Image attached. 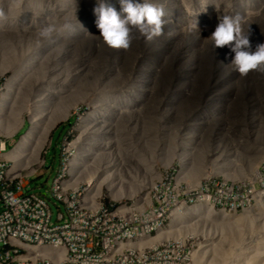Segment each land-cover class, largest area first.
Wrapping results in <instances>:
<instances>
[{
  "label": "bare ground",
  "instance_id": "6f19581e",
  "mask_svg": "<svg viewBox=\"0 0 264 264\" xmlns=\"http://www.w3.org/2000/svg\"><path fill=\"white\" fill-rule=\"evenodd\" d=\"M38 1L0 0V73L11 71L0 97V135L7 137L17 133L29 120L20 140L7 154L14 167L15 164H42L41 153L50 140L51 131L82 101H87L94 108L79 118L77 129L81 134L72 144L75 154L69 161L68 171L74 186L86 180L96 197L106 188L113 199L136 196L133 205L140 208L144 197L138 193L145 185L152 187L155 177H161L155 161L160 144L172 156L169 161L163 160L164 165L170 164L174 158L180 161L179 176L185 172V158L192 144H200L209 153L223 154L220 145L212 148L213 137L217 135L213 127L219 128L220 122L210 124L215 125L207 130L210 137L199 135L200 130L207 126L205 124L202 128L200 121L211 122L221 113L219 100L208 96V101L199 108V118H196L178 112L173 96L166 99L153 97L151 102L148 101L152 105L149 119L143 107L147 93L153 90L151 85L156 79L162 54L158 53L150 63V52L147 51L145 65L139 69L134 66L137 68L135 76L129 81L131 73L123 74L119 70L121 50L109 46L100 36L97 17L92 10L95 0H54L59 10L68 8L58 24L53 21V0H49L45 8ZM77 1L82 8L85 7L86 18L78 16ZM177 3L183 6L186 0ZM164 12L168 13L166 9ZM163 20L166 25L171 21L167 14ZM49 25L55 28L51 36H41L42 29ZM157 36L151 39L156 42ZM96 49L107 51L110 61H98ZM185 50L190 55L193 47L188 44ZM75 61L79 64H74ZM5 108L7 118L2 119ZM172 108L177 110L178 123L170 120ZM256 108L249 115L251 124L244 128L243 134L230 135L228 139L236 153L255 154L263 161V118ZM146 169L155 173L149 182L143 177V172L148 171ZM207 202L194 206L181 204L173 211L170 228L160 229L149 241L159 242L171 237L180 239L189 232L196 233L195 222L188 228V223L183 226L179 222L195 216ZM201 255L197 250V264L201 262Z\"/></svg>",
  "mask_w": 264,
  "mask_h": 264
},
{
  "label": "rangeland",
  "instance_id": "374dc122",
  "mask_svg": "<svg viewBox=\"0 0 264 264\" xmlns=\"http://www.w3.org/2000/svg\"><path fill=\"white\" fill-rule=\"evenodd\" d=\"M48 1L39 0L38 3L45 8ZM177 1L180 2V0H153L157 6H162L163 10L168 11L164 14H167L171 21L167 25H162L160 37H155L156 42L133 28L130 46L127 49L117 48L122 52L120 59L122 65H119V70L123 74L131 73L128 75V80L132 81L135 76L134 70L137 69H134V66L139 69L140 66L145 65L147 51L150 52V63H153L156 55L161 53L156 79L151 85L153 90L149 89L143 107L146 117L149 119L151 117L149 112L152 105L148 101L151 102L153 97L166 99L173 96L174 103L179 108L178 112L182 111V115L190 114L199 118V108L208 101L210 95L214 96L220 102L221 113L208 122L209 124L200 121L202 128L205 124L207 126L206 129L200 130L199 135L210 137L208 128L215 126L210 124L220 122L219 128L213 127L217 135L213 137L212 148L220 145L223 154L209 153L210 151L203 149L200 144H192L186 154L185 172L179 176L180 161L174 158L170 164L164 165L163 160H170L172 156L166 149H162L160 144L159 152L155 153L157 155L155 161L156 170L161 177L154 178L155 184L152 187L150 184L143 186L138 193L144 197L141 204L145 209L149 206L160 207L166 201H177V208L181 204L194 206L207 200L203 209L201 208L195 216H188L179 222V225L183 226L188 223L187 228L190 224L191 226L197 224L196 233L189 232L181 239L199 243L197 247L200 246L198 250L202 253L200 263L264 264V254H262L264 253V160L262 161L261 157L255 154L253 156L245 152L236 153L228 139L230 135L243 134L244 128L251 124L249 115L255 107L259 109L263 118L261 135L264 137V64L247 74H241L230 63L234 55L230 51V46L216 49L214 42L207 38L218 23V16L220 18L225 15L239 16L242 19L244 34H251L253 47L257 43H264V0H186L183 6L178 5ZM112 2L116 3V0ZM52 8L53 21L56 24L61 23L62 15L68 8L63 7L59 10L54 0ZM76 9L78 16L86 18V9L82 8L78 1ZM188 44L193 47V51H190L191 56L185 50ZM83 46L87 45L83 44ZM107 54V51L95 50V58L101 63L110 61ZM10 74L11 71L0 73V97L6 77ZM93 108L94 106L87 101L79 102L68 118L60 121L51 131L50 140L41 153L43 163L32 164L31 168L35 169L36 173L31 179L30 189L46 194V197L50 198V187L60 170L62 153L66 152L67 157H73L75 148L72 144L81 134L77 129L79 118ZM3 111L5 113L2 119L7 118L6 114H8L6 108ZM176 112V109H171L172 123L180 121ZM28 126L27 119L17 133L9 136L10 149L20 140ZM147 159L149 160V157ZM145 171L147 172H143V177L149 182L155 173H151L149 169ZM205 174L207 176H204ZM76 186L81 189L89 187L86 180H81ZM100 195L106 201L117 205L124 201L131 204L137 199L136 196L127 195L113 199L106 188L102 189ZM51 205L53 221L56 222L57 207L60 206L64 210V206L54 200H51ZM169 224L166 229L170 228Z\"/></svg>",
  "mask_w": 264,
  "mask_h": 264
},
{
  "label": "built area",
  "instance_id": "2783aa9c",
  "mask_svg": "<svg viewBox=\"0 0 264 264\" xmlns=\"http://www.w3.org/2000/svg\"><path fill=\"white\" fill-rule=\"evenodd\" d=\"M9 139L0 135V264H197V241H149L167 227L177 201L144 209L96 197L73 185L66 152L47 198L30 189L32 165L14 167ZM51 200L64 206L56 222Z\"/></svg>",
  "mask_w": 264,
  "mask_h": 264
},
{
  "label": "clouds",
  "instance_id": "9594fccd",
  "mask_svg": "<svg viewBox=\"0 0 264 264\" xmlns=\"http://www.w3.org/2000/svg\"><path fill=\"white\" fill-rule=\"evenodd\" d=\"M92 10L97 17L100 36L113 48L127 49L133 28L148 39L162 32L164 10L153 0H116V3L112 0H95ZM54 30V26L49 25L42 29L40 35L49 37ZM207 38L214 42L216 49L230 46L234 54L230 63L241 74H247L264 64V43H257L253 47L251 34H244L239 16H218V23Z\"/></svg>",
  "mask_w": 264,
  "mask_h": 264
},
{
  "label": "water",
  "instance_id": "95a60500",
  "mask_svg": "<svg viewBox=\"0 0 264 264\" xmlns=\"http://www.w3.org/2000/svg\"><path fill=\"white\" fill-rule=\"evenodd\" d=\"M176 73V72H175ZM177 75H179V73H177Z\"/></svg>",
  "mask_w": 264,
  "mask_h": 264
}]
</instances>
